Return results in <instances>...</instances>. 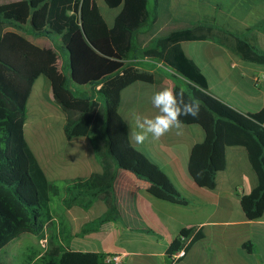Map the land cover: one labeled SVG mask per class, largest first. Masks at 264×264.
I'll list each match as a JSON object with an SVG mask.
<instances>
[{
    "label": "trees",
    "instance_id": "obj_1",
    "mask_svg": "<svg viewBox=\"0 0 264 264\" xmlns=\"http://www.w3.org/2000/svg\"><path fill=\"white\" fill-rule=\"evenodd\" d=\"M149 1L104 0L109 8L122 9L113 22L101 23L81 19L82 0H15L0 4V252L24 233L47 238L55 198H60L67 208H88L97 197L105 200L106 213L86 224L82 233L108 220L120 219L114 185L118 169L131 171L166 193L182 197L166 172L132 144L129 125L120 113L126 87L157 79L155 72L126 62L133 51L134 58L163 62L173 71L174 90H182L184 102L191 99L200 105L198 117H180L182 124L200 125L206 134L190 155L189 171L195 182L200 187L215 188L218 172L226 167L227 147L245 146L258 184L242 197L241 207L250 220L263 215L264 107L255 113H244L209 91L206 74L182 45L184 41L213 37L215 29L208 21L173 30L144 48L135 47L137 31L151 16ZM18 30L51 40L61 37L62 46L58 44L57 48L68 57L69 68L61 89L70 91L72 82L94 89L86 96L89 106L84 110L65 104L58 96L54 99L65 115L67 136L92 138L103 163L102 172L68 180L64 187L45 173L26 138L25 124L34 84L42 75L51 77V62L43 47ZM228 33L227 44L233 50L244 59L264 64V50L244 35ZM192 233L183 230L169 252L183 248ZM107 256L63 248L53 244L51 236L49 248L29 256V264H108Z\"/></svg>",
    "mask_w": 264,
    "mask_h": 264
},
{
    "label": "crops",
    "instance_id": "obj_2",
    "mask_svg": "<svg viewBox=\"0 0 264 264\" xmlns=\"http://www.w3.org/2000/svg\"><path fill=\"white\" fill-rule=\"evenodd\" d=\"M167 1L163 8L157 6L152 31L139 38L140 47L151 44L157 38L154 34L164 27L168 34L208 21L215 29L214 36L184 41L183 48L206 74L213 95L244 113L260 111L264 107V64L244 59L227 40L228 32L244 35L264 50V0H212L209 12L203 10L205 0ZM161 23L163 25L159 26ZM144 27L136 34L145 32ZM22 34L47 51L48 38ZM40 38L44 40H37ZM210 49L213 52L205 56L204 52ZM132 61L141 70L155 72L157 79L154 83L137 81L122 92L119 110L129 125L130 139L131 133L136 131V117L155 115L150 102L154 91L175 86L173 71L163 62L147 57ZM64 75L63 70L60 84ZM47 78L52 79V72ZM72 85L73 82L70 88ZM61 91L68 93L60 85ZM59 92L51 91L50 97L55 101V96L60 97ZM69 100L76 109L84 110L89 106L88 100L73 101L71 97ZM65 122L57 129L51 125L41 126L33 143L26 135L27 122L25 124L26 138L41 166L48 178L61 187L68 180L103 171L92 138H69ZM205 137L200 125L181 124L158 140L149 137L137 145L131 139L137 149L166 172L181 198L131 171L118 169L114 185L120 219L108 220L82 233L86 224L106 213L105 200L97 197L88 208L80 205L67 208L60 198H55L54 218L46 236L57 238L58 245L66 249L121 254L120 264H264V213L259 219L250 220L241 207L242 197L258 184L247 148L228 146L226 167L218 172L215 188L200 187L190 174L189 160L193 147ZM183 230L193 233L183 247L185 255L176 259L177 251L172 254L169 251ZM198 235L200 238L195 240Z\"/></svg>",
    "mask_w": 264,
    "mask_h": 264
},
{
    "label": "rangeland",
    "instance_id": "obj_3",
    "mask_svg": "<svg viewBox=\"0 0 264 264\" xmlns=\"http://www.w3.org/2000/svg\"><path fill=\"white\" fill-rule=\"evenodd\" d=\"M12 1L15 0H0V4ZM211 1L212 0H205V2H202V4L204 5V11H210L209 4H211ZM171 2L174 3V0H172ZM167 3V0L149 1L151 16L148 22L144 25L145 27L143 28V30H145V32H142V34H136L134 39L135 47L141 46L139 45V38L145 37V34H149L150 30L152 31L150 27L152 24H154L156 16L158 15L156 12L157 6L160 5V7L163 8ZM121 9L122 6L119 8H109L105 4L104 0H82L81 19L93 23H101L104 21L113 22ZM162 15L164 17L165 13L163 12ZM160 25L163 24L161 23L159 24V26ZM18 31L24 34H28L27 32L22 30ZM167 31V28L164 27L160 29L156 34H154L153 37L166 35ZM37 40L42 41L44 40V38H40ZM45 42L47 44L49 43L47 51L51 62L52 79H48L46 76H41L36 81L33 87L32 94L28 100V120L26 124V135L31 142L32 139L37 136V131L41 126L51 125V127H55L57 129L61 127L65 121L64 113L57 105V103L50 97V93L51 91L59 92V86L61 85L60 80L63 75V70L68 71L69 69L67 64L68 57H66V54L63 53L62 50L61 52L59 48H57L58 44L62 46L61 37L56 36L55 40L49 39V41ZM212 52L213 49H210L204 52V55H209ZM134 57L135 51L130 54L126 62L134 64V61H132ZM72 86L73 88H70V91H68V93L62 91L59 92L61 100L69 106L73 105L71 100H69L70 97L73 101L83 102L87 100V95H91L94 93V89H92L91 86L87 87L78 85L76 83H74V85ZM97 89H99V87H97ZM61 145H63V143H61ZM58 199L59 198L55 200ZM46 237L47 238L41 239L29 233L21 234L1 250L0 264H29V256H34L36 254L42 253L46 251L51 245V236L47 235ZM52 243L55 245L59 244L57 238L54 237H52Z\"/></svg>",
    "mask_w": 264,
    "mask_h": 264
},
{
    "label": "clouds",
    "instance_id": "obj_4",
    "mask_svg": "<svg viewBox=\"0 0 264 264\" xmlns=\"http://www.w3.org/2000/svg\"><path fill=\"white\" fill-rule=\"evenodd\" d=\"M154 116L136 117V131L131 133V139L135 144H143L151 137L158 140L173 128H179L182 124L180 117L191 116L196 118L200 113V105L189 99L183 100V92L171 88L154 91L150 100Z\"/></svg>",
    "mask_w": 264,
    "mask_h": 264
},
{
    "label": "built area",
    "instance_id": "obj_5",
    "mask_svg": "<svg viewBox=\"0 0 264 264\" xmlns=\"http://www.w3.org/2000/svg\"><path fill=\"white\" fill-rule=\"evenodd\" d=\"M186 251L184 248H182L181 250L177 251L174 254V257L177 258H181L185 255ZM106 262L108 264H120L122 262V255L121 254H112V255H108L106 258Z\"/></svg>",
    "mask_w": 264,
    "mask_h": 264
}]
</instances>
